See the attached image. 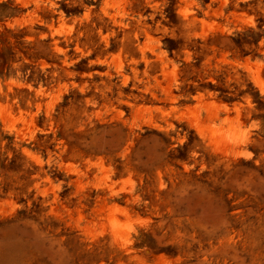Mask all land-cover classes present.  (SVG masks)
<instances>
[{
	"label": "rangeland",
	"instance_id": "obj_1",
	"mask_svg": "<svg viewBox=\"0 0 264 264\" xmlns=\"http://www.w3.org/2000/svg\"><path fill=\"white\" fill-rule=\"evenodd\" d=\"M126 2L121 28L103 0H0V264H264V92L231 63L264 51V0H200L211 30ZM212 102L246 144L200 139Z\"/></svg>",
	"mask_w": 264,
	"mask_h": 264
},
{
	"label": "clouds",
	"instance_id": "obj_2",
	"mask_svg": "<svg viewBox=\"0 0 264 264\" xmlns=\"http://www.w3.org/2000/svg\"><path fill=\"white\" fill-rule=\"evenodd\" d=\"M148 7L153 9L154 14L161 9L162 4L166 2V0H145ZM126 7H128V4L126 0L122 2L121 4H113L110 2V0H103L102 7L100 8V13L108 17L109 20H111L114 24H116L118 27L121 28H127L129 25L126 21L135 19L137 24L141 23L144 17H133L129 14L128 11H126ZM111 9H118L117 11L110 12ZM199 10L202 12L203 16L207 17L209 13L207 11H204L201 8L200 0H184V6L180 8L178 11H175V15L179 17V19L183 22L182 27L184 29H190L193 28L196 23H199L203 26V28H207L208 30H211L214 27V24H208L203 19L197 21L196 20V11ZM85 19L87 16L85 15ZM119 18V19H117ZM151 18V17H149ZM246 23L249 25H252V20L249 18L246 20ZM160 30L159 28L157 29ZM69 31H71L69 29ZM223 32L231 35V30L228 27H224L222 29ZM167 34V33H165ZM135 35V34H133ZM203 35H206V33H197V32H191V37H199L203 38ZM102 40H106L107 37L101 36ZM157 48L160 47V40L157 39L153 41ZM262 47H264V44H262ZM184 59L185 61L191 60V52H189L187 49H184ZM164 56H167V51H164L161 53ZM169 63L172 65V72L175 73L176 70L180 67L179 63H173L172 61H169ZM234 64L233 71L236 72L237 78L239 77V72L236 70H240L243 73H245L250 81L253 83L254 86H256L261 92H264V51L261 52L260 56L257 57L254 61H248V62H231ZM14 83V81H13ZM208 96H212V93H207ZM194 100H203L204 96L198 94L197 96L193 97ZM197 108L200 107L199 104L196 105ZM209 109L215 110V116H216V122L210 123L208 125H205L201 127L198 123L193 124L192 127L196 129V134L200 137L202 141H208V147H218V144L216 142V138L218 136L223 137L225 136V133L223 129L225 126H227V135L226 139L227 142L230 145L234 146H242L246 144L248 137L252 131V129L257 127V124L255 122L250 123L248 126H244L241 124L240 121V109H230L228 106L224 104L217 105L216 103L212 102L208 104V107L204 109V111H208ZM231 112H235V116L230 118L229 114ZM223 114V115H221ZM183 142V141H181ZM241 156L247 155L245 152L238 153ZM191 155L194 157L196 153H191ZM38 187V186H37ZM59 185H56V189L59 190ZM123 191V189H121ZM41 195H45V193H41ZM113 195H116L114 192ZM119 211V209H117ZM144 221H141L139 219L131 220L128 223L122 225L121 227L124 229V231L128 234H132L136 231V225L143 224ZM125 244H130L132 241L130 239L124 240Z\"/></svg>",
	"mask_w": 264,
	"mask_h": 264
},
{
	"label": "trees",
	"instance_id": "obj_3",
	"mask_svg": "<svg viewBox=\"0 0 264 264\" xmlns=\"http://www.w3.org/2000/svg\"><path fill=\"white\" fill-rule=\"evenodd\" d=\"M228 100H231L230 98H228Z\"/></svg>",
	"mask_w": 264,
	"mask_h": 264
}]
</instances>
